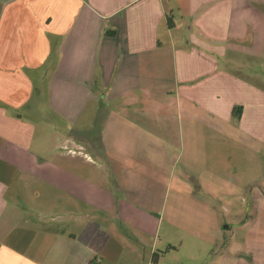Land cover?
Instances as JSON below:
<instances>
[{"label": "crops", "instance_id": "crops-1", "mask_svg": "<svg viewBox=\"0 0 264 264\" xmlns=\"http://www.w3.org/2000/svg\"><path fill=\"white\" fill-rule=\"evenodd\" d=\"M55 119L84 124L93 151L62 134L44 159L40 127ZM182 127L198 149L177 176ZM223 139L264 144V0H0V264H264V193L226 228L242 239L229 252L220 195L201 198L197 170L218 185ZM180 207L207 228L188 237L214 240L200 260L198 245L166 260Z\"/></svg>", "mask_w": 264, "mask_h": 264}, {"label": "rangeland", "instance_id": "rangeland-1", "mask_svg": "<svg viewBox=\"0 0 264 264\" xmlns=\"http://www.w3.org/2000/svg\"><path fill=\"white\" fill-rule=\"evenodd\" d=\"M44 112L46 115L51 113V111H48L47 104L44 108ZM47 120H49L47 118ZM54 120V119H53ZM56 120V119H55ZM56 123L57 129H55V126L51 122H46L44 125L40 127V130L43 129L44 134L40 133V145H43V151H41L44 155V159L47 160H53L55 159V150L57 149L58 142L60 140V137H62V134H68L72 135L73 138L78 140L80 144L83 146L84 151L92 152L94 149V146L91 142L87 141L85 139V135L81 134L80 130H82L83 126L74 125V126H65L60 123V121H53ZM203 125V124H202ZM232 125H235V122H233ZM201 126V125H200ZM219 126H222L223 130H225L224 133H228L229 135H234L235 128L234 126H229L226 124H219ZM194 130L191 132V135L199 134L200 132L204 133L205 127L201 126L199 129L198 124L194 123ZM187 127H182L183 135H185V147L182 150V148H179L178 150L173 149V153H182L183 157L180 159L179 163L177 164L175 175L181 176L183 172V167L188 164V161L190 160V153L192 151H196L198 149V142L195 145H191L192 136L190 138V142L188 141V134L189 131H186ZM195 132V133H194ZM43 138V142H42ZM227 139V138H226ZM35 141V145H36ZM208 147L204 146V151L207 150ZM218 152L223 153L221 154V166L222 171L219 173L220 179L217 181L216 187L214 189H208L210 185H208L207 180L204 177H209L208 172H203L201 170H197V172L201 176V180L203 182V191H206L202 193V197L205 201H208V194L210 193L209 190H212L215 194H219L221 199L220 202H216V206L214 207L221 215L222 217V225H223V234H222V240L221 244L219 246V249L222 248L223 251L229 252L231 249L232 251L234 249H237L238 247H241L240 240L231 239V234L226 232V228L229 226H232L235 223L236 219H239L241 215H243V219L246 217L247 210L250 208L251 203L254 204V200L256 198V195H262L264 193V144H260L257 142L250 143L246 142L245 140H238L237 142H233L231 140L226 141L223 139L222 146L217 149ZM248 154V157H245L246 155L240 152H245ZM169 152H171V149H169ZM166 159V156L164 155L163 158H159L160 161H163ZM165 164V163H164ZM73 168L76 167L78 170H83L84 174L86 176L87 174H91L92 176H95L92 172V167H87V165L83 164L81 158L77 159L76 163L72 162ZM165 169L160 171L158 173L159 177V183H162L163 179H166L169 177V171L165 174ZM217 175V173H216ZM88 176V175H87ZM96 177V176H95ZM31 186H33V183H31ZM159 189L158 191L163 192V186L158 184ZM247 186V187H246ZM48 186H46L45 192H43L42 199L46 202V210L49 206V201L51 200L52 196L49 194V190L47 189ZM246 187V188H245ZM39 187L37 186V189ZM149 190H143L142 194H144V197H148ZM174 192V191H173ZM176 193V192H175ZM29 199H32L30 197ZM144 206V205H143ZM149 208L150 206H144ZM143 207V208H144ZM155 206H152L154 209ZM160 208V207H159ZM212 208V207H211ZM239 214L240 216H235ZM183 215V216H182ZM47 218L50 217H56L58 216V213H51V214H45ZM164 216V215H163ZM162 216V222L159 227V235H161V241L159 242V250L161 248H165V237L166 232L168 228L170 227L169 218L168 216ZM190 214H188V211H183L182 208H178L175 210V216L173 218V224L177 227H171L170 231L172 230V235H174L180 242H184V246L182 247L179 243L178 248H180L179 253L171 252L166 260H171L173 258L176 259H184V257H189L192 255V252H190L189 246L191 245V248L194 245H198L200 247V253H196V257L200 260L202 257H204L203 251L207 252V249L209 252H211L214 249V240L211 241V243H208L206 241H200V243H197L192 237H188L189 235L184 232H195L196 230L203 233V235H206V227H203L199 225L198 223L193 222H187L185 220L188 219ZM241 218V219H242ZM261 225V222H260ZM259 225V226H260ZM258 228V226H257ZM256 229V228H255ZM259 230L260 227L258 228ZM125 231L128 230L127 226L124 229ZM184 233V234H183ZM255 233V232H253ZM188 235V236H187ZM198 240V239H197ZM217 241V239H216ZM237 241V242H236ZM217 252V248H216ZM191 253V254H190ZM209 257V254H207ZM206 260V259H204ZM210 261L213 263L215 259L211 257L210 259L207 258L206 261Z\"/></svg>", "mask_w": 264, "mask_h": 264}]
</instances>
